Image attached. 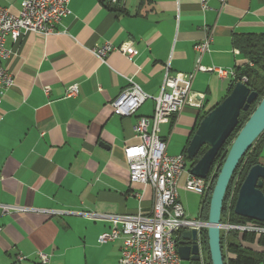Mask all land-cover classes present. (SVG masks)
I'll return each mask as SVG.
<instances>
[{
  "label": "crops",
  "instance_id": "crops-1",
  "mask_svg": "<svg viewBox=\"0 0 264 264\" xmlns=\"http://www.w3.org/2000/svg\"><path fill=\"white\" fill-rule=\"evenodd\" d=\"M21 1L0 0V7L18 15ZM67 7L57 33L5 40L11 55L2 65L14 86L0 94V264H40L39 253L48 264H116L122 239L99 244L109 224L83 214L151 208V187L129 182L124 149L139 143L133 127L152 115L154 104L146 101L126 119L112 113V101L129 87L128 79L154 97L165 73L183 78L198 64L241 70L247 59L232 38L264 34V0H210L205 10L199 0H125L120 6L70 0ZM207 34L208 52L199 57L195 46ZM127 41L136 52L132 59L115 50L102 63L89 52ZM193 79L190 92L202 95V108L186 106L159 126L169 156L183 154L197 117L220 103L232 83L201 71ZM72 86L77 94L67 97ZM261 154L264 167V145ZM2 206L25 211L4 213Z\"/></svg>",
  "mask_w": 264,
  "mask_h": 264
},
{
  "label": "built area",
  "instance_id": "built-area-1",
  "mask_svg": "<svg viewBox=\"0 0 264 264\" xmlns=\"http://www.w3.org/2000/svg\"><path fill=\"white\" fill-rule=\"evenodd\" d=\"M70 0H22L18 15L10 14L0 7V94L14 86L13 77L8 74L2 63L11 55L5 48L7 37L16 42L20 36L32 33L46 37L57 33L61 19L70 12ZM201 8L207 9L210 0H199ZM224 5L226 0H217ZM125 0H103L110 6H120ZM207 30V29H206ZM211 36L207 34L203 41L195 46L199 57L208 52ZM121 52L127 59H132L136 52L130 41L115 48L109 43L95 46L89 52L100 62L112 51ZM251 65V64H250ZM209 72L220 79L234 80L235 71L221 68H204L196 65L195 70L186 77H171L165 73L157 96L145 94L140 87L128 79L129 87L112 101V113L115 116L128 118L146 101L153 102L150 117H140L133 127V133L139 143L126 147L124 156L127 161L129 182L149 186L152 189L153 202L147 212L138 211L133 215H93L83 214L94 221L109 224V231L97 237L99 244L122 239L120 257L116 264H182L177 254L176 238L184 232L194 231L197 236L207 228V222L191 220L185 214L178 199V180L184 173L187 163L184 154L169 156L166 153L167 141L159 137L161 121L175 119L184 107L202 108V95L190 92L195 73ZM246 83L243 77L240 81ZM48 95L49 88L43 89ZM77 94L76 86L67 90V97ZM185 188L204 194L209 186L206 179L186 175ZM2 212L25 211V209L2 206ZM258 223V222H257ZM220 234L228 240L230 235L264 236V226L254 223L230 224L220 223ZM17 261H23L18 256ZM40 264H48V256L39 253Z\"/></svg>",
  "mask_w": 264,
  "mask_h": 264
},
{
  "label": "water",
  "instance_id": "water-1",
  "mask_svg": "<svg viewBox=\"0 0 264 264\" xmlns=\"http://www.w3.org/2000/svg\"><path fill=\"white\" fill-rule=\"evenodd\" d=\"M229 94L211 109L199 122L190 139L185 154L189 162H192L202 147H207L196 163L188 170L193 178L207 179L209 171L215 159V155L222 148L226 140L238 125L239 115L247 112L256 101L257 94L241 83L230 84ZM264 132V97L259 101L254 111L240 128L226 154L225 160L217 175L207 214V248L210 264H224L220 246V215L224 199V193L229 184L240 159L244 156L257 138ZM264 181V167L261 164L252 166L244 181L239 187L234 214L243 219L264 223V195L260 188ZM196 237L194 231L184 232L182 241ZM177 254L182 262L188 261V255L197 257V247L190 251L184 247L183 242L177 246ZM196 257L190 259L195 260ZM264 264V256L261 263Z\"/></svg>",
  "mask_w": 264,
  "mask_h": 264
},
{
  "label": "trees",
  "instance_id": "trees-1",
  "mask_svg": "<svg viewBox=\"0 0 264 264\" xmlns=\"http://www.w3.org/2000/svg\"><path fill=\"white\" fill-rule=\"evenodd\" d=\"M233 39V45L236 49H238L243 56L247 59V65L241 69L235 71L236 77L234 80H232L231 84H235L238 81H240L243 77L246 79L245 85L249 88L250 91L255 92L257 94L256 101L249 107L247 112H244L239 115L238 119V125L235 130L232 132V134L229 136V138L226 140L222 148L219 150L217 155H215V159L213 161V164L211 166L209 174L207 176L206 182L209 183L207 191L202 194L203 198L201 201V207L200 208V214L199 217L202 221L207 222V214H208V206L209 201L211 197V193L217 178V175L220 171V167L222 166L226 154L232 144L231 141L235 138L236 134L239 132L240 128L244 125V123L247 121L248 117L251 115V113L254 111L256 105L259 103V101L264 97V34L262 35H246L234 37ZM251 64V65H250ZM229 94V92H228ZM227 94V95H228ZM214 108V107H213ZM212 108V109H213ZM210 110L204 112L200 117H197V124L195 126V129L197 128L199 122L201 119L209 112ZM194 130L191 138L194 134ZM189 143V141H188ZM188 143L187 146H188ZM264 145V132L257 138V140L252 144L250 149L244 153V156L240 159L231 179L229 180L228 187L226 189V192L224 193V199L221 209V215H220V223H230V224H245V223H254V224H260L264 226V223H257L255 221L243 219L241 217H238L234 214V206L237 198V192L239 190L240 185L244 181L248 171L252 166L260 164L261 159V153H262V147ZM187 148V147H186ZM186 148L183 151V154L186 156L185 151ZM207 147H202L200 151L198 152V155H196L195 159L190 162V165L192 166L194 163L198 161V159L207 151ZM184 156V157H185ZM186 158V157H185ZM187 160V158H186ZM187 162H189L187 160ZM234 180L236 181L235 186V194L233 201L231 202L230 206H227L228 196L229 192L232 188ZM260 192L264 195V189H262ZM237 235L232 234L228 238V240L224 239L223 235L220 234V246L222 250V257L224 260V264H260L261 259H263L264 251H255L251 247H243L239 245L236 239ZM243 241H247V243H253L257 246L261 247L264 250V236L255 237L253 235H242ZM200 241L202 246V251H204L207 255V261L205 260V264H210L209 260V254H208V248H207V237H206V230H203L200 233Z\"/></svg>",
  "mask_w": 264,
  "mask_h": 264
},
{
  "label": "rangeland",
  "instance_id": "rangeland-1",
  "mask_svg": "<svg viewBox=\"0 0 264 264\" xmlns=\"http://www.w3.org/2000/svg\"><path fill=\"white\" fill-rule=\"evenodd\" d=\"M209 110H211V109H209ZM177 136H176V140H183V138H181V137H183V135H181L179 137H177ZM172 139L173 140L175 139V135L173 136ZM173 146H175V143L173 144ZM190 167H191L190 162H187L186 163V168L189 169ZM184 182L185 181L183 180V181L179 182V185H178L179 201L182 203V205H183L182 208H184L185 214L188 217V219L199 220L200 219V217H199L200 208L199 207H201V201H202L203 195L199 194V193H196V192H193V191H190V190H187L185 188V183ZM235 186H236V181L234 180L232 188H231L230 192L228 193L229 196H228V201H227V206L226 207L230 206L231 202L233 201L234 194H235L234 193L235 192ZM202 256H203V258H202L203 259V263L205 264V260L207 261V255H206V253L204 251L202 253Z\"/></svg>",
  "mask_w": 264,
  "mask_h": 264
},
{
  "label": "flooded vegetation",
  "instance_id": "flooded-vegetation-1",
  "mask_svg": "<svg viewBox=\"0 0 264 264\" xmlns=\"http://www.w3.org/2000/svg\"><path fill=\"white\" fill-rule=\"evenodd\" d=\"M264 189V181H263V185L260 188V190ZM179 242H183L184 247H187L190 251L192 250V248L195 246L197 247V257L193 256L192 254L188 255L189 259L186 262H183L182 264H204L203 263V256H202V246H201V241H200V236L194 237H190L187 240L182 241V239L180 237L176 238V245L178 246ZM196 257L197 259L195 260H190L192 258Z\"/></svg>",
  "mask_w": 264,
  "mask_h": 264
}]
</instances>
